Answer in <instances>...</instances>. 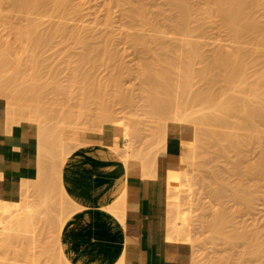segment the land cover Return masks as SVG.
Returning <instances> with one entry per match:
<instances>
[{"label":"rangeland","instance_id":"1","mask_svg":"<svg viewBox=\"0 0 264 264\" xmlns=\"http://www.w3.org/2000/svg\"><path fill=\"white\" fill-rule=\"evenodd\" d=\"M0 1H1V3H0V23L3 24L2 21L7 20L8 21L7 24L9 23L11 25L14 24V26H16V25L19 26L20 23H21L23 25V22H24L23 20L25 19L24 18L25 14L13 12L14 10L12 9V7L10 5V1L9 0H0ZM206 1H209V0H188L187 1V3L189 2L188 5H190V7H192L191 8V13L194 14L193 11H196V8H199L198 4H203L204 7L200 6V7L203 8V9L200 8V10H202L203 13L201 11H200V13L202 15L204 13H208L209 14L210 11L207 9L208 7H206L205 4L210 3L211 0L204 4V2H206ZM201 2H203V3H201ZM245 2H246V0H245ZM248 2H249V0H248ZM251 2L253 4L254 1L250 0L249 4H251ZM68 4H69L68 5L69 6V11H68L69 14L66 15V16H61L60 14H58L59 12L58 13L54 12L52 14L48 13L49 16H44L43 14H37V13H31V14H26V15H28L32 19H35V22H38L39 26L41 25V23H43L41 25V27H40L41 29H43L45 26L47 28H49V26H51V25L55 26V24H57V25L59 24V26L62 25L65 28L66 32H68L69 30L71 31L72 29H75V28H80L81 29V27H82V29L80 30L81 33L84 32V34L82 35L84 38H82V39H85V40L87 39L86 43H87V41H89L87 44H89L90 47H93V48L94 47H96V48L106 47L107 50L109 49V54H107V55L105 54V56H104L103 52H99V57L96 56L98 58V60L99 59L103 60L102 57L105 58L106 56H108L105 59V61L107 59H108L107 60L108 62L110 61L109 65L106 66L107 68H105V65H103L104 68H103V66H98L97 68H95V70L94 69H91V70L94 71V75L97 77V80H99V82L102 83V82H105V79H107L106 77L110 73H112L114 71L113 69L115 67L118 68L117 66H119L120 70H121L120 73L122 75V76L119 75V76H121V77H119V79L120 78L121 79H120V82H118L120 84V86H121V92L125 96H127V97L129 96V98H131L133 100V104L131 106H124L122 104H119L117 102V100L114 97H112L113 94H114L112 91H114V89L113 88H109L107 96L110 97V100H112V102L115 99L114 102L111 103L112 105H110L111 106L110 108H111V111H112V118H114L113 119L114 120V124H105L104 126H100L99 125L100 123L97 124L98 121L96 123H94L93 122L94 120H92V118L98 112V110L95 108V106H90L89 107L90 108V112L88 113L90 116H93L92 118H90L92 120V122L94 123V124L92 123L93 128H92V126H89L87 128V125H91L90 121H88L89 124L86 123V122L85 123L83 122L84 124H87L86 127H85L86 129L84 131L81 130V129L84 128L85 125L83 124L84 125L83 126L80 122L79 123L81 125L78 124V121H77V123L75 121L74 122L70 121V123L67 124L68 121L64 122L63 118L68 114L70 109L74 110L75 112H77L79 110V108H78L79 106L77 104V101H75L76 97H75V100H74V98H73V100L71 98L72 101L69 100V101L61 102L62 104L65 105V107H64V105L62 106L60 102H59V104L56 103L57 100H58L57 99V95L61 96V93L64 95L63 92L60 93V91L58 89L60 86L58 85V83H57V85L59 87L57 85H55L56 84V78L60 79L61 81L64 82V79L65 78L67 79V76H70L69 74H71L70 73L71 71L69 70L70 67L68 66L69 64L67 63L68 56L66 57V56L63 55V54H65L64 50L67 49V48H65L64 39L60 36V34H59V36L57 35L58 37L56 36V38L50 44H48L47 46H45L43 48L44 52L41 53V56H40L41 58L39 57V60H37V62H38V64H39V62L41 64L40 60H43L42 61V65H40V68H42V69L39 68L38 72H39V70H43L41 72L44 75V77H43L44 80L42 79L43 82L39 81V83H40V86H42L41 88H44V86H45V89L47 88L48 91H50V92H51V90H55L52 93H55L56 96L54 95V98L53 97L52 98H53V100L54 99L55 100L57 99V100L56 101L54 100V102H55L54 103L52 98H51V94L52 93L50 94L48 91L44 90L46 94H48V93L50 94V96H48L49 95L48 94V95H45V97L48 96V98L49 97L50 98L46 99V100L44 98L45 101L42 98L41 102H43V103L45 102V103L44 104L42 103L43 106L42 105L41 106L43 108H44V106L46 108L47 105H48L47 108L48 107H51V108L53 107L51 109V111L54 109V111H52V113H54V112H56V113H55V115L51 113L52 117H54V118H51L53 120L50 121V125H48L49 123L45 124V129L48 130V133H47V130L45 131V129L42 128V126H43L42 124H44V123H41L39 125L35 124V123L34 124L36 125V127H38L37 130L41 131V133L39 131L38 132L39 134H37V138H39L38 140H40V141L43 140V141H41V143H39V141H38V143H39L38 148L41 147V148H39L40 150H38L40 155L39 154L38 155L40 156L39 159L42 160V161L39 160L40 164H41L39 170L42 168V172L40 171L41 172L40 174L41 175L42 174L46 175V177L42 176L43 180H45V179L51 180V177H53V179L51 181L48 180L49 182H47V180H45L44 183H43V186L46 184V186H48V187L42 188L36 194L31 192V191H28V192L24 191V190L20 191V196L18 198H16L15 200H10L11 205H9V206H7L6 204L2 205L1 204L2 203L1 202L2 199L0 200V205H1L0 206V245L2 244L3 233L7 232V230L13 225L14 219H16V218L22 219V218L25 217V215L28 212H31V211L35 210L36 214H38L37 217L39 216L42 219L44 218L43 220L40 219L41 221H44L45 219L48 220L49 218H52L53 221H55L57 219H60V218L61 219L65 218V219L62 221L61 224H57L56 225V222H55V226H51L49 224V226H51V227H48V224L45 223L46 226H45L44 230H46V231H44V235L42 236L40 242H36L32 246H29L27 248V247H25L24 242L22 240H19V241H16L13 244L14 245L13 246V251H9L7 253L5 252L3 254L0 252V259L2 261L7 262L8 264H59V263L62 264L61 261L63 262V264H66L64 259H63L64 258L63 256L60 257L61 260L58 257L59 256V252H58L59 251L58 238H59L60 230H61L65 220H67L68 217L71 216L70 213H73V209H72L71 205L68 206L67 201H66L67 197L66 198L64 197L65 194L63 193L64 192L63 188H62V186L60 184V181L58 180L59 179V174H60V172H58V171L61 168L60 164H62L64 162V160L66 158V155L69 154V151L71 152V150H73V149H75L76 147L79 146L77 141L89 139L90 137H93L95 135H97L99 137L102 134L101 127L104 128V127H108V126H115V127L121 128V130L124 132V135H125V141L120 146H119V144L117 142V138H114L112 140L105 139V141H107V142L104 143L105 145H108L107 143H109V145L111 147L113 146V148L121 147V151L117 155V158H116V161L118 163L123 162L129 156V154L131 153L132 150H133V153H132L133 155H134V151L135 150L140 152V155H139V154H137L138 152L135 151L136 154L134 156L136 157V159H140V160L145 162L147 160H150L151 158H154L157 155V153L161 150V148H163V147H161L159 149L158 146H159V143L161 144L160 146L164 145V138L162 139L163 141L161 140L160 142L158 140L159 138L158 139H155V138H157L156 135L160 134L159 132H161L162 130L165 129V128H163V126H160V125H164V124H162L161 122L158 123V121H156L155 118H153V119H155V120H153L152 116L149 117L150 115H148V112L144 109V107H142L143 103L141 102L142 97H141V91H140L141 90V78H139L140 77V72L139 71H141V63L139 61H141V56L144 53L142 51V48H140L138 45H136V43H135V45H136L135 46V45H133V43L130 42L133 38H135V37H133L131 39L132 36H136V34L137 35L140 34L142 37L144 36L143 38L145 39L146 42H147V39H148V41L150 43L148 42L147 46L153 52L154 51L158 52V46H156L157 44L154 45L155 38H157V35L159 36L158 38H160V35L162 34V36H161L162 38H160V39L162 40L164 38L163 39L164 41H161L160 39H157V40H160L161 42L170 41V43L166 42L168 45L171 44L172 43L171 41H173L174 39H175L174 41H176V40L179 41V39H182V40L184 39L183 41L189 42L188 44H185L184 46L182 45L183 43H181V45L184 48H187L188 50H190V52L187 51V50H184V48L181 47V45L177 46V49L181 47L180 48L181 51H182V48H183L184 51H186V52H182L183 54H181V55L183 57H184V55H186L187 56L186 58L188 59V61L190 60L188 62V63H190L189 65H188V63H186L189 66L188 69H187L186 65L183 62H181V60H183V59H181L182 56H180V54L178 55V59H175L176 61H179V59H181L179 61V64L181 63L180 65H182V66L184 64L185 67H186V70H188L187 71V75H189V76L183 75V77H185L186 79L191 77L190 79H187V83L190 80L189 82H191V84H192V85L190 84V88H191V86H192V88L191 89L190 88H186V90L189 89L190 92H189V90H187V92L185 91V95L184 94H182V95H183V97L185 96L184 98H185L187 103L189 102V100H190V103H195L196 101L201 99L202 101H200L199 104L201 103L202 106L205 104V103L204 104L202 103L203 99H205V98L207 99V97L209 95V94H207V96H205V95L203 96L204 93H206L208 91H211V92L215 91L216 92L218 90L217 92H219V94H220L221 90L222 91L226 90V89L223 90V88H225V86H226L224 84L225 81H226V84H227V82L229 80L231 81V78L230 79L227 78V80H228L227 81L226 78H221V77H225V75L226 74L228 75L229 72H231L230 74L233 76L232 72H235V70H236L234 67H237V68L239 66H240V68L243 67V65H244L243 62H242L243 64L241 63L242 66H241V64L240 65L238 64L239 66H237L235 64V61H236L235 58L236 57H239V56H241V57L243 56V58L244 57H248V51L249 50H246L248 48H250L252 50L249 53L250 54L249 56H251L249 58H252V61H253V58L255 56H256V58H258V57L261 58L260 55L263 56V53H264V40H262V38L259 37L260 40H258L259 38L256 36L257 39H254V41L252 42L255 33L257 35L258 34L257 31L260 30V29L257 28L258 30L255 31V33L253 35V38H252V36L250 38V34L252 35L253 31L250 32V34H249L247 28L244 27V26H246V24L244 23L245 21H243V23H244L243 30L246 29L247 32H246V30H244V32H242V35L244 33H248V34H245V35H247L248 38H250V39L248 40V38H247V40H244V39H246V38H244L243 39L244 41L241 39L242 41L239 42L237 34H235V33H238V35H239L240 32H238V31L239 30L242 31L241 27L239 26V28H240L239 29L238 26H236V25H238V22H240L239 19L242 18V17L241 18H239V17L244 15V14H246L247 12L248 13L249 12L252 13V15L254 17V18H252V21H254L253 19L256 18L258 23H259V25H260V28H261L260 31L264 32V0L263 1L262 0H260V1L255 0L254 4L257 5V6H255L254 9H253L252 6L249 5V7H252V9H250L249 7L246 6V4L248 5V3H246V4L244 3V7L246 8V10L250 9V11H248V10L246 11L245 8L242 7L244 9V10L243 9L242 10L244 12H246V13H244L242 10L239 9L241 11V13L242 12L244 13L242 15L239 13V11H237L235 9L234 11H237L240 14V16L236 17L238 14L237 15L235 14V16H232V18L234 17L236 20H237V18H239L238 19L239 21H236L234 18L233 19L231 18L230 15H232V11H231V13L229 15L230 17H229L228 13L230 11L226 8L228 10L227 11V15H226V9L223 10L224 8L222 9V7H221V12L224 13V11H225V15L227 17L231 18L230 21H229V18H227L226 16L223 15L224 19L226 18V21H228V22H225V24L231 22L232 25H233V23L236 24V22H237V24L235 26L233 25V27H237L238 30H236L237 28H234V29L231 28L233 31H230V32H234L236 37L233 35V33H230L228 31V29L231 30L230 28H227L229 26L232 27L231 23H229L228 26L227 25L224 26L222 24L224 22H223V20L221 22V20L219 19L220 18V15H219L220 13L217 12V14L219 15V17H218L217 14L215 15L211 11L212 15L214 14V16H217L218 18H215V17H211L210 18L209 16L211 14H209V15L207 14L208 17H206V18H208V19L205 18L206 14L203 15L204 17L200 14V16H202L201 18L206 19V21H202L201 20L203 23L202 22L199 23V21H200L199 19L200 18L197 19L196 15H195L196 12H198V10L195 12L194 15H192L189 12L190 8H189L188 5H187V7H188L187 11L189 10L188 12L190 13V16H188L189 14H187L188 19H189V17L191 18V15H192L193 17H192L191 20L193 21V18H194V21L191 22L190 19H189L190 23L188 21H187L188 23L186 21H184V23L186 22L188 24V27H190V29H189L190 32L188 31L187 28H185L186 31H182L180 33V31H181L180 27H182L181 25L184 24V23L183 24H179L181 22L179 19H181L182 16L179 14L181 17H179L178 19L173 21L175 19L174 17L177 18V16H179V15L176 16V14L179 13V12L176 11V8H173V9H175V10H173L170 6H168V4L166 3L165 0H130L129 4H131V5L132 4H134V5H137V4L139 5L140 4V5L144 6V8H146V12L148 13L147 16H149L148 19L151 20L152 23H154L155 28H152L150 30L146 29V30H142V31H141L139 26L136 27V28L134 27L133 29H131V27L133 25L132 24L133 22L129 18L131 14L129 13V8L128 7H130V6L128 4L126 5L125 3H122V0H69ZM254 4H253V6H254ZM211 6H212V4H211ZM214 8H215V11H219L220 12V10H216L218 7H214ZM170 9H172V10H170ZM178 9H180V8H178ZM182 9L183 8H181V11H182ZM218 9H220V8H218ZM212 10H213V8H212ZM126 11H128V13L130 15L128 13H126ZM169 11H172V14H171V12L169 13ZM173 11H174V13H173ZM184 11H182L183 14L187 13L186 11L185 12ZM182 12H180V13H182ZM213 12H214V10H213ZM251 13H249L250 16H248V14H246L247 17L251 18ZM125 14H127V15H125ZM172 15H175V16L173 17ZM198 15H199V13H198ZM221 15H222V13H221ZM245 16H244V18H245ZM169 18H170V20L172 18H174V19L170 21ZM195 18L197 20H199L198 23L195 21L196 20ZM222 18L223 17H221V19ZM182 19H184V17ZM185 20H186V18H185ZM242 20H243V18H242ZM247 20H248L247 23L251 24L252 21H250L249 18H247ZM5 22L6 21H4V23ZM182 22H183V20H182ZM241 22H240L239 25H242ZM174 24H175V26H174ZM185 24H184V27L187 25V24L186 25ZM253 24H255V23H252V26H253ZM178 25L180 26L179 27L180 31L176 29V26H178ZM255 26H257V24ZM254 27H252V28H254ZM249 28H251V27H248V29ZM84 29H85V31H84ZM231 34H232V36H231ZM263 34L264 33H262V35L261 34H259V35L263 36ZM5 35H4V37L8 38L9 34H7L6 36ZM140 35L137 36V37H140ZM240 36H241V34H240ZM242 37L243 36H241V38ZM152 39H153V41H152ZM133 40H135V39H133ZM236 40H237V42H236ZM250 40H251V42H249ZM151 41L153 42V44H152ZM160 41H157V42H160ZM132 42H134V41H132ZM180 42H178V44H180ZM255 43L259 44V45L260 44H263V45L262 46H258V45L255 46L256 45ZM11 44L15 48H17V46H18L16 44H13L12 41H11ZM175 44H177V41H176ZM175 44H173V45L175 46ZM195 45H196V47L201 49L199 51H201V53L204 54L205 59L206 58L209 59L210 56L213 55V53L215 55V56L213 55L214 58L215 57L217 58V56L219 58V55H221L223 53L221 55L222 56L221 59L217 58V62L218 63L211 56V58L213 59L212 62H215L214 64H216V66L218 68V69H216V67H215L216 71L213 69L215 65L212 68L213 64L211 65L209 63L211 60L209 59L210 60L209 62H208V60H206L207 64L209 63L211 65V67H209V68H211L212 71H210V69L208 71H209V73L211 72V74L213 76H210L211 74L209 75V73L206 74L205 72H207V71L204 72L203 68L205 69V66L207 65V64H204L205 66L202 67V70H203L202 72L203 73H201V74L205 73V75H209V76L208 77L207 76H202L200 74L201 77H205V78H201L200 76L198 77L197 73H199V72H197V69L201 70V69H199V65H200L199 63L200 62H197V60L194 61L195 58L192 59L191 57H192V55L194 57L196 55H197V57H199L198 56V52L199 51L197 52L198 49L196 47L195 48L193 47L195 50L196 49L197 50L196 51H192V54H191L192 48L189 49L191 46H195ZM73 47H75V46H72V44H70L69 49L73 48ZM236 47H240V49L237 48L238 50H241V49L245 48V51L244 50L243 51L244 52L247 51V53H244V52L240 51L239 53H241V55L239 54V56H238V51H237ZM80 48H82V47L79 46L76 49L73 48L71 50V52L72 51L75 52L74 54L72 52V57L75 56V55L76 56L79 55V53L81 52ZM218 48L222 51L221 53H220V50L217 51L219 54H217L216 51H215ZM17 49H19V47ZM17 49H16V51H18ZM172 49H173V46H172ZM172 49H170V50H172ZM234 49H236V50H234ZM175 50L176 49L174 48L173 53H172V54H174V56H173L174 58L176 57L175 54L180 52L179 50H178V52L175 51ZM223 50L228 51L227 53L229 55H231V56L232 55L234 56V54L237 55V56H234L235 58H233V59H235V61L232 59L233 56L232 57L230 56L231 60H229L230 62L228 61V63H230V65H226V64L224 65V66H227V67H231L230 69H232V70H233V68L235 69L233 71H230V69H226L225 68L226 69V71H225L226 74L225 75L223 74V71L225 70V69L223 70V67L221 69L222 72L219 70V67H220L219 63L221 62V64H222L221 60L222 59L225 60V58H223V57H224V54H226V52L225 51L223 52ZM232 50H234V51H232ZM229 51L233 52V53L236 51L237 53L230 54ZM193 53H196V54H193ZM199 55H201V54L199 53ZM202 55H201V61L203 60L202 59V57H203ZM44 56H45V59H43ZM76 56H75V58H76ZM225 56H226V58H228L227 55H225ZM170 58H171V55H170ZM186 58H185V61H187ZM249 58H247V59H249ZM260 58H259V60L256 59L258 62L255 59H254L253 62L251 60H248V61H251L252 63H254L256 61L254 64L255 65L256 64L259 65V67H257V65L254 66V65L251 64V62H248V64L249 65L251 64V66H252V67L251 66L250 67L254 69V70L251 69L249 67V65L247 64L250 69L246 70V72L248 71L249 74L244 72L246 64L244 65L245 67H243L244 70L241 68L243 70V72L241 71L240 68L237 69L238 70L237 72L241 71L243 73V74L242 73L241 74L237 73L238 77L241 76L242 79H244L243 77H245V80H242L241 77H240V79L242 80V83L240 82L241 80H238V82L235 84L234 88L232 87L233 85H230V84L236 82L235 81L236 78H235V80L231 81L232 83L230 81H229L230 83L228 82L229 85L232 87V90L235 89L236 91H232L231 87H229V85H227L230 88L231 91L228 90L229 89L228 87H226V88H228L227 91H229V92L224 93L225 92L224 91L223 93L225 95L223 94L222 97H220L218 95V93H216L221 99L225 96V98L228 97L229 100H230V101H228L226 103V105H224V107L220 106L219 109L220 108H226V106H228V108L231 109V107L235 108L236 105H239L235 109L236 110L240 109L241 112L239 110H237L239 112H237L235 110L237 112V114L235 113L234 108L232 110H233V112L235 114L232 113V110L228 111V108H226V113H227V111H228V113L231 112L232 114H234V116L237 117V118L234 117V121L235 122L234 121L233 122L235 124L233 122L229 123L230 120H228V119H229V117H231V115H232L231 113L229 114L228 119H226L227 117L226 118L225 117L224 118L223 117H219V118H222V119H224L226 121L228 120V124H232L233 123L235 125V127L239 124V126H237L235 131L236 132L239 131L240 134H242L244 132L245 133V135H243L244 137L245 136L246 137L249 136V137L245 138V140L242 137V135H240V134L239 135L238 134L234 135L236 132H232V131H234L233 128H232V127H234L233 124L225 126V123L227 124L226 121H224L222 119H219L215 123L214 120L211 119L210 120L211 125H212V123H214V127H211V125L209 124L210 122L208 121V118H206V120H204V118L207 117L206 115H208V112L209 111L212 112L211 111V106L212 105H210L208 103V101L210 100L212 95L209 96V100H207V101H205L206 99L204 100V102H206V105H204V107L207 106L206 107V108H208L207 110L200 109L199 107L201 105L199 106L198 102H197V106L198 107L195 106V104H191V107H193L192 105H194L195 107L199 108L201 110L199 113H198L199 109H197V108H196L197 110L195 109L196 113L193 112L194 108L192 109L190 107L189 103H188L189 106H187L186 109H184V110L188 111V115L187 116H188V118L190 117V120L193 119V117H191L193 115L195 116L194 118H197V119L201 115H203L198 120L196 119L197 121L194 123L195 126L192 123L187 121L188 119H186L187 116L185 115V118H183L184 119L183 122H186L185 124H187V123L191 124V126H193L194 129L196 128L197 132L200 129H202V130L204 129L205 130L204 132H206V130L212 129L211 131L213 132V129H214L213 133H215V136H214L212 132L207 131L206 133L210 132L208 134V136H207L206 133H205L206 137H203L204 134H202V136L200 134V136L202 137L200 139V138H198L199 136H197V135H199V132H198V134L196 132V135H195L196 139H194L196 141H194L195 144L193 143V153H192V158H191V161H190L189 179L182 178V181L180 179V182H181L180 183V191L175 193V195H174L175 198L169 197L171 199V201L173 200V202L170 201L169 204H168L167 218L172 217L173 215H175V214L171 213L169 211V209L170 208H172V209L176 208V211L179 209V213L180 214L178 212H176L175 216H177V213H178L179 216H177V217H178V219L179 218L180 219H179V222H178L179 224L177 225L176 231H175V229H173L175 231L174 232V231L171 230V228H169L170 231H172L173 233L170 232V231H168V232L173 236V237L171 236L172 242L174 240L178 241V242H181V241H179L177 239V235H176L178 233L177 229H180L179 231L182 232L180 234L183 235L184 238L185 237L188 238L187 241H186V238H185L186 242H183V243H186V244L190 243L189 244L190 247H191L190 264H264V178H262L261 180L257 181L256 180L257 178L255 177V175H258V173L262 172L260 167H263L262 165L264 164V126L260 122L261 118H257V119L260 120V121L258 120L260 126L258 125V123L256 121L257 120L256 117L254 118V116H256V114H254V116H253L254 120H252V121L255 122V124L251 125V123H254L252 121H250V122L248 121V123H250V125L247 122L245 124L242 123L244 121L249 120V119H246L247 118L246 115H243V113H244L243 110L245 109L244 108V104L242 105L239 102L235 103V102L239 101V100H236L237 99L236 96H238L242 91H244V88H246L247 90L245 89L246 91L242 92L243 95H244V98L242 97L243 99L240 100L241 102H244L245 100L247 101V102L246 101L244 102L245 105H247L246 106L247 109H245V110H249L250 111V109H252L251 111H254V109L256 107H258L259 104L261 106V109H262V105L264 106V93H263L264 89H262V88H264V86H262V85H264L263 84V82H264L263 81V79H264V73H263L264 72V67L262 68V66L260 64H258V63L261 62V60L263 62L264 57L262 59H260ZM72 59H74V57ZM199 59H200V57H199ZM172 60H173V58H172ZM172 60H170V61H172ZM219 60H220V62H219ZM241 60H242V58H240V61ZM176 61H175V64L178 63ZM65 63H67V65ZM87 63H89V65H90V62H87ZM87 63L85 62V65H83L84 70L82 69V72H84L85 69L89 70V68L91 67V65L89 67ZM203 63L204 62H202V64ZM225 63H226V60H225ZM60 64L61 65L63 64V65L61 66ZM175 64L173 65V62H172L171 65L175 66ZM179 64H178V66L176 65L178 67V69L181 68V66ZM262 64L264 66V63H262ZM49 65H51L50 69L48 67ZM190 65H192L191 68L194 67V69H192L193 72H192V70L190 71ZM210 65H208V66H210ZM44 66L45 67L47 66L46 67L47 69L44 68ZM208 66H206V68ZM222 66H223V64H222ZM55 67H57L56 68L57 70H55ZM185 67L184 68L182 67L183 70H185ZM254 67H257V68H254ZM59 68H61V69H59ZM172 68L173 67H171V70H172ZM52 69H54V70H52ZM178 69L176 70V74H177ZM239 69H240V71H239ZM257 69L259 71L258 72L256 71V74H254L255 73L254 71L257 70ZM91 70H89V71H91ZM116 70L117 69H115V71ZM120 70H117V72L120 71ZM174 70L172 71V74H173V72H175ZM183 70L182 69L180 70L181 74H183ZM186 70H185V72H186ZM213 70L215 72L218 71V73L220 71L224 76L220 73V77H219L218 73L217 74L215 72L212 73ZM115 71H114V73H115ZM45 73H46V75H45ZM53 73H55V74H53ZM178 73H179V71H178ZM190 73H193L195 76L194 75L191 76ZM244 73L247 76H245ZM176 74H173V75H176ZM184 74H186V73H184ZM52 75H56L57 76V77L55 76L56 78L54 79L55 84H53L51 82V78H49V77H53ZM214 75L218 76V77L216 78V77H214ZM45 76H48V77H45ZM180 76H182V75L179 74L178 77H177V75H176V77L173 76L172 80H174L173 78H176L177 80L179 79V80H181L180 81L181 83H176V81H177L176 79H175L174 82L176 84H182V80H184V78L181 77V78H183V79H181ZM228 76H230V75H228ZM260 76H261V78H260ZM206 77H207V80L205 82H207V81L208 82L209 81L212 82L211 81L212 79H213V82H215V80H219L221 78L222 80H220V81H223L224 83L223 82H219L220 86H216L218 84H215L214 85L215 87H212L213 86L212 85L211 86L212 88H210V84L209 83H206V84L204 83V80L206 79ZM210 77H211V79H210ZM23 78L24 77L19 78V82L21 81L20 84H23L22 83V79ZM45 78L47 80L50 79L48 81L50 83H52L54 86H56L57 88L56 87L54 88L53 86H52L53 87L52 88L51 84L47 85L48 87L50 86L49 88L46 87V84L48 83V81H47L46 84L43 85V83L46 82ZM200 78H201V80H203L204 84L201 83V80H199ZM101 80H102V82H101ZM257 80H258V82L260 81V83H258ZM25 81H26V79H25ZM243 81H245L247 83H245ZM261 82H262V84H261ZM221 83H223L224 85L221 84ZM24 84H25V82H24ZM28 84H26V85H28ZM200 84L202 86L204 85L205 87H206V85L209 84V86H208L209 88L208 89L207 88L205 89V87H204V89L206 91L202 90L204 92L203 94H201L202 93L201 89H200V91H198V89L202 87ZM253 84H254V86H253ZM256 84L258 86H256ZM184 85L189 87V85H187L186 83ZM236 85L237 86L242 85V90H240L241 86L237 87ZM20 86L19 87L22 88L24 85H20ZM243 86H245V87H243ZM251 86H252V88H251ZM178 87L179 86H177V85L174 86V88H176V89H178ZM180 87H181L180 88L181 90H183L185 88V86H183L184 88H182V85ZM216 87H219V88L222 87V88H221V90H219ZM73 88L72 89L69 88V89L73 90ZM258 88H260V89L257 90ZM57 89H58L60 94L56 91ZM76 89L74 88V90H76ZM214 89H216V90H214ZM67 91H69V90H67ZM76 91L78 92L79 90L77 89ZM76 91H75V93H77ZM238 91H239V94H238ZM69 92H66V94L67 93L69 94ZM178 92H179V96L181 97L182 95H181L180 91H178ZM211 92H210V94H211ZM73 93H70L69 97L67 96L68 94L66 95L67 97L65 95L64 96L68 99V98H70V96H73ZM182 93H184V92H182ZM193 93L196 94V95H198V93H200V94L198 96L195 95L194 98H196V99H194V98L191 99V97L189 99H186V98L189 97V94H190V96H192L191 94H193ZM212 94H214V93H212ZM216 94H214V95H216ZM221 94H222V92H221ZM255 94H257V96L255 98H259V100H260L261 97L263 98V100L261 98L260 102L257 101L258 106L254 105L256 103V100L253 98V96ZM201 95H202V98L203 97H205V98L202 99ZM230 96H231V98H230ZM246 96L247 97L250 96V98L249 97L246 98ZM65 97H58V98H60L61 100L63 98V100H64ZM198 97H199V99H197ZM232 97H233V99H232ZM111 98H113V99H111ZM218 98L216 96L215 99H217V100H215V101H218L219 100ZM248 99H250V100H248ZM0 100L3 101L5 106H6L5 100L4 99H0ZM231 100L232 101L234 100V104L235 105H233V102ZM51 101L54 104H52ZM215 101H214V99L212 101L210 100L211 104H213V107L215 106ZM254 101H255V103H254ZM41 102H39V103L41 104ZM67 102H69L70 105ZM230 102H232L231 103L232 105L230 104ZM66 103L68 104V106H67ZM183 103L184 102H182V104ZM184 104L182 105V106H184L183 108H185V106L187 105V104L186 105H184ZM248 104L251 107L248 106ZM241 105H242L243 108L240 107ZM60 107H62V108L64 107V109H65V110L63 109V114L65 115L64 117H62V115H63L62 113H59V112H62L61 111L62 108H60ZM248 107H250V108H248ZM259 108H257V109H259ZM261 109H259V110H261ZM263 110H261L262 114H264ZM47 111L51 112L50 110H47ZM255 111H256V109H255ZM261 111H259L260 112L259 114H260V117H263L261 115ZM210 112H209V115L211 114ZM186 113L187 112H185V113L183 112V115L186 114ZM219 113H220V110H219ZM253 113H255V112H253ZM215 114H217V113H215ZM189 115H191V116H189ZM257 116H259V115H257ZM232 117H233V115H232ZM169 118L172 121L169 120V121H163V122H166V123L167 122L168 123H177V121L175 122L173 119H171V117H169ZM238 118H239V120H238L239 123L237 122V120H235V119H238ZM240 118H241V120L244 119V121H241ZM185 119H186V121H185ZM11 120L18 121V118L14 117V118H11ZM61 120H62V122H61ZM231 120H233V119H231ZM262 120H263V118H262ZM203 121H205V122L207 121L206 125L207 124L210 125L209 129H208L209 125L205 126ZM220 121H224V122H221L223 124V126L221 125ZM262 122L264 123V121H262ZM62 123H63V125H62ZM202 123L204 125H201ZM75 124H78V126L80 125L81 129L79 131H78V129H79L78 126L77 125L75 126ZM240 124L243 127H241ZM46 125H48L49 127H47ZM254 125H257L256 128H254L255 127ZM261 125L263 126L262 128H260ZM71 126H74L73 128H78L77 131L71 130ZM95 126L96 127L98 126V127L96 128ZM197 126H200V128L198 130H197ZM248 126H249V128L252 127V129H251L252 132L250 131ZM238 127H240L241 129L238 128ZM257 127H258V130H255V129H257ZM94 128H96V129H94ZM98 128H100V130H101V131H99L100 135L98 133ZM60 129H61V132H62L61 133V137L64 140L63 141L64 144L59 141L60 140ZM247 129L249 131H247ZM42 130H44V131H42ZM93 130H95V131H93ZM156 130L157 131L159 130L158 133H156ZM216 130L218 131V134H221L222 139L223 140L226 139V141L220 140L219 137H218L219 139L217 138V140H216V136H218V134L216 133L217 132ZM242 130H243V132H242ZM226 131H227V133H226ZM43 133L44 134L47 133L46 135L48 137L46 136L47 137L46 139L45 138L41 139V138L45 137V135H41ZM72 133L76 134L77 140H75L74 137L71 138L70 134H72ZM135 133H137L136 136H135ZM232 133H234L233 134L234 136L232 135ZM177 134L178 133H176L175 135L177 136ZM210 134H212L215 138H213V136L210 135ZM226 134H228V139H227V137L225 138ZM39 135H41V136L39 137ZM160 135H162V134H160ZM209 135L212 136V139H211V137ZM163 136H164V134L162 135V137ZM231 139H233L234 141L238 140L239 143L241 142L240 143L241 146H243V145L244 146L242 148L240 146L238 147L237 145L239 143L236 141V144L238 143L236 145L237 146V148H236V146L234 145V141L233 140L231 141ZM204 140L206 141L205 142V146L202 145L204 143ZM218 140L222 141L225 145L222 142L218 141ZM154 141H155V144H154ZM157 141H158V143H157ZM212 141H214V142L218 141L219 145L215 146L214 144H217V143H214ZM230 141H231V143H230ZM242 141H243V143H242ZM209 142L210 143L212 142L210 144L211 146H208ZM43 143H44V145H42ZM244 143H246V144H244ZM157 144H158V146H157ZM199 144H201L200 145L201 147L199 146ZM206 146H207V149L209 147H211L210 149H208L209 151L207 149H205ZM212 146H213L214 150L212 149ZM225 146H227L226 148H224L225 151L224 150H220V149H223V147H225ZM54 147H55V149H54ZM154 147H156V149H158V150L156 151V149ZM234 148H236V149L234 150ZM240 148H241V150H240ZM101 149L102 148H100L99 150H101ZM62 150H63V152H62ZM66 150L67 151L69 150V151L66 152ZM198 150L200 152H201V150H202V152L206 151V153L208 155L207 154L205 155V153H202V152L200 153ZM219 150L221 152L223 151L224 153L223 152L221 153ZM236 150H238V151H236ZM141 151H142L143 154H141ZM194 151H196V153L198 152V154L196 156H195ZM240 151L242 152V155L244 156V158H242V159H241L242 155H239L241 153H236V152H240ZM225 152H226L227 155L225 154ZM47 153H49V154H47ZM154 153H156V154H154ZM220 154H222V155H220ZM193 155L195 156L194 158H193ZM47 156L49 158H47ZM134 156L131 155L129 159L135 158ZM57 157L59 159H57ZM48 159L52 160V161L50 160L52 162V164H51V162H47ZM62 159H63V161H62ZM53 160L55 161L54 162L55 164L53 163ZM236 160L237 161L239 160L237 162V166L239 165V163L241 164V165H239L240 166V174L241 175L237 174V170L239 171V169H238L239 166L237 168H235ZM43 163L45 164L44 166L47 168V169H45L46 172H48L49 169L50 170L53 169L54 171L53 170L52 171L49 170L50 172H48V174H46V172L43 173V171H44V166L42 165ZM48 163H49V165H47ZM256 166H257V168H256ZM258 166L260 168V172H259ZM242 167H244L245 169H248V168L253 169L255 174L253 173L252 176H254V177H252L251 174L248 173L249 169L245 170ZM233 168H235V169H233ZM243 170L246 171L244 173L245 175H246V173H248L247 177H245V176L243 177V174H242L244 172ZM53 173H54V175H52ZM263 173H264V171H263ZM50 174L52 176H50ZM48 175H49V178H47ZM215 175H216L217 178H215ZM46 182L48 183V185H47ZM49 184H51V185H49ZM59 184H60V186H59ZM221 185L225 186V188L224 187L222 188L223 195L220 196L222 193L220 192V190H218L219 189L218 188L217 189L218 190L217 193H219V194H215L217 196V198H215L216 196H214V193H215L214 190H216L215 189L216 187H219V186L221 187ZM50 186H51V188H49ZM43 189H46V190L50 189V190L46 191V190H43ZM59 189H61V190H59ZM42 190H43V192H42ZM236 192H238V193H236ZM246 192L248 194H246ZM243 193H245V194H243ZM235 194H237V195H235ZM244 196H246V197H244ZM123 197L124 196L121 197V201L124 204V199L125 198L123 199ZM238 197H240V198H238ZM235 198H236V200H235ZM238 200H240L241 202L238 201ZM64 203H65V205L63 206ZM172 203H173V205H172ZM60 209L63 211V213H62L63 215L61 214L62 211ZM69 209H72V211H69ZM36 210H38V211H36ZM44 214H46V215L44 216ZM65 214H66V216H65ZM220 214L221 215L223 214L224 217L221 216ZM46 216H47V218H45ZM214 216L217 217V218L220 216L221 219L223 218V221L225 220V222H226L225 225L221 226L222 230L221 229L220 230H218V229L215 230V228L211 226L210 223L217 219ZM49 220L52 221L51 219H49ZM41 223L42 222H40V224H38L37 227H40L42 225ZM173 234L176 235V236H174ZM174 237H175V239H174ZM230 237H232V238H230ZM233 237H235V238H233ZM226 238H227V240H226ZM238 238H239V240H238ZM56 240H57V242H56ZM60 251H61V248H60ZM61 253H62V251L60 252V254ZM61 255H63V254H61ZM57 257H58V259H57ZM52 259L53 260L55 259V260L52 261ZM59 260H60V262H59Z\"/></svg>","mask_w":264,"mask_h":264},{"label":"bare ground","instance_id":"2","mask_svg":"<svg viewBox=\"0 0 264 264\" xmlns=\"http://www.w3.org/2000/svg\"><path fill=\"white\" fill-rule=\"evenodd\" d=\"M10 1V5H11V7H12V9L14 10L13 12H17V13H23V14H25L24 16V22H23V25L20 23V25L18 26V25H16V26H14V24L13 25H11V24H7V20H4V21H6L5 23H4V21H2L3 22V24L2 23H0V99H4L5 100V102H6V110H7V114H8V116L10 117V118H14V117H17L18 118V121H16V122H19V121H27V122H32V123H35V124H41V123H44V124H42L43 126H42V128H44L45 129V124H47V123H49L48 125H50V121H52L53 119H51V118H54V117H52V114H54L55 115V113L56 112H54V113H52V111H54V109L51 111V109L53 108H51V107H48L47 108V106H46V108H45V106H44V108L42 107L43 106V104L45 103H43V102H41L42 100V98H43V100H44V98H45V100L46 99H49L48 98V96H50V94L52 93V92H54L55 90H51V92L50 91H48V89L46 88L45 89V86H44V88H41L42 86H40V83H39V81H41V82H43L42 81V79L44 80V75L42 74V72L41 71H43V70H39V72H38V69L40 68V65H42V61L43 60H40L41 61V64H40V62H39V64H38V62H37V60H39V57L41 56V53H43L44 51H43V48L45 47V46H47L48 44H50L55 38H56V36L58 35L59 36V34H60V36L64 39V43H65V48H67V49H65L64 50V52H65V54H63L64 56H68V61H67V63L69 64L68 66L70 67V73L71 74H69L70 76H67V79L65 78L64 79V82L63 81H61L60 79H57L56 77V75H52L53 77H49V78H51V82L53 83V84H55V82H54V79L56 78V84L55 85H57V83H58V85L60 86H58L59 88V91H60V93L61 92H63L64 93V95L66 96L67 94H66V92H69V94L70 93H73V96H70V98H66L67 96L69 97V94L65 97L62 93H61V96L59 95H57V99L59 100L60 98H58V97H65L64 98V100H63V98H62V100L60 101H58L57 99V102L56 103H58L59 104V102L61 103V102H65V101H69V100H71V98H72V100H73V98H74V100H75V97H76V100L75 101H77V104H78V108H79V110L77 111V112H75L74 110H71L70 109V111L68 112V114L65 116L64 114H63V109H64V107H65V105L64 104H62L61 103V105L63 106L64 105V107L62 108V107H60V108H62V112H59V113H62L61 115H62V117H64L63 118V121L65 122V121H68V123L67 124H69L70 123V121H75L76 123H77V121H78V124H84L85 122L86 123H88V121H90V124L91 125H87V124H84L83 126H84V128H80V125L78 126V124H75V126L77 125L78 126V128H73L74 126H71V130H74V131H77V129H78V131L81 129V130H85L86 128V125H87V128L89 127V126H92V123L94 122V123H96L97 121V124L98 123H100L99 125L100 126H104L105 124H114V118H112V111H111V106L110 105H112L111 103H113L114 102V100L116 99L117 100V102L119 103V104H122V105H124V106H131L132 104H133V100L131 99V98H129V96L127 97V96H125L122 92H121V86H120V84L118 83V82H120V79H119V77H121L122 75H121V70H120V67L119 66H117L118 68H114L113 70L115 71V69H117V70H120V71H118L117 72V70L115 71V73H114V71L112 72V73H110L106 78L107 79H105V82H102V80H101V82L102 83H100L99 82V80H97V77L94 75V71L93 70H91V69H94L95 70V68H97L98 66H103V65H105V68H107L106 66H108L109 65V63H110V61L108 62L107 60L105 61V59H106V57H108V56H106L105 58H103L102 57V59L103 60H98V58L97 57H99V52H103L102 54L105 56V54L107 55V54H109V49L107 50L106 49V47H102V48H96V47H90L89 46V44H87L89 41H87V43H86V40L85 39H82V38H84L82 35L84 34V32H82L81 33V29H82V27H81V29L80 28H75V29H72L71 31L69 30L68 32H66V30H65V28L62 26V25H60L59 26V24L57 25V24H55V26H49V28H47L46 26V28L44 29H41L40 27H41V25L43 24V23H41V25L39 26V24H38V22H35V19H32V18H30L28 15H26V14H31V13H37V14H43L44 16H49L48 15V13L49 14H52V13H58V14H60L61 16H66V15H68L69 13H68V11H69V4H68V2H69V0H9ZM166 1V3L168 4V6H170L172 9L173 8H176V11L177 12H179V13H177L176 14V16L177 15H179V16H177V18L176 17H174L175 15H172L174 18H172L171 20H173V21H175L176 19H178L179 17H181V19H179L181 22L179 23L178 21V23L179 24H183L184 23V21H188L189 22V19H190V21L191 22H193L194 21V18H193V21L191 20L192 19V15H194L195 14V12L198 10V12H196V18L198 19V18H200L199 20H197L196 18V22L198 23V21H199V23L200 22H202V21H206V19H208V18H206V17H208L207 16V14L208 13H204V14H206L205 15V18L206 19H204V18H201L203 15L200 13V11L203 13V11L202 10H200V8L201 9H203L202 7H204L203 6V4H198V7L199 8H196V11H193V13L194 14H192L191 13V8L192 7H190V5H188L189 4V2L187 3V1L188 0H165ZM210 1V0H209ZM209 1H206V2H204V4L205 3H207V2H209ZM252 1H254L253 2V4L255 3V0H252ZM258 1H260V0H258ZM263 1V0H262ZM129 2H130V0H122V3H125L126 5L128 4L130 7H128L129 8V13L131 14H129L128 13V11H126V13H128L129 15H130V20L133 22H131L133 25H132V27H131V29H133L134 27L136 28V27H140V29H141V31L142 30H150V29H152V28H155V26H154V23H152L151 22V20H149L148 18H149V16H147V12H146V8H144V6H142V5H134V4H129ZM212 2V3H211ZM0 3H1V1H0ZM201 3H203V2H201ZM212 4V6H211V4ZM210 3H207V4H205V6L206 7H208L207 9L210 11H208L209 12V14H211L212 15V13H214L215 15L217 14V12L218 13H220L219 15H220V20H221V22H222V20H223V22L224 23H222L224 26L225 25H229V23H231V22H229V23H227V24H225V22H228V21H226V18L224 19V16H226L227 15V11L229 10L230 12L228 13V16L230 15V13H231V11H232V15H230L231 16V18H232V16H235V14L237 15L236 17H239L240 16V14L242 15V14H244V13H246V12H244L243 10V8H245L244 7V3L246 4V3H248V5L246 4V6L247 7H249V5L250 6H252L253 7V9H254V7L255 6H257V5H255L254 4V6H253V4H252V2H251V4H249L250 3V0H249V2H248V0H246V2H245V0H211L210 1ZM214 3V4H213ZM136 4V3H135ZM134 5V6H133ZM187 5L189 6V12L192 14L191 15V18L189 17V19H188V16H190V13L187 11V9H188V7H187ZM209 5V6H208ZM215 5V6H214ZM200 6H202V7H200ZM218 7V8H220V9H216V10H220V12L219 11H215V8L214 7ZM186 9H185V8ZM213 8V10H214V12H213V10H212V8ZM221 7H222V9L223 10H225L226 8L228 9H226V15H225V11H224V13L223 12H221ZM243 7V8H242ZM252 7H249L250 9H252ZM178 8H180V9H178ZM181 8H183L187 13H184L183 14V12L182 11H184L183 9H182V11H181ZM195 8V7H194ZM193 8V9H194ZM211 8V9H210ZM172 9H170V10H172ZM178 9V10H177ZM232 9V10H231ZM237 10V11H239V13L237 12V11H234V10ZM242 10L243 12L241 13V11L240 10ZM250 9L248 10V11H250ZM173 10H175V9H173ZM180 10V11H179ZM195 10V9H194ZM245 10H246V8H245ZM246 10V11H247ZM160 11V10H159ZM175 11V12H176ZM184 11V12H185ZM211 11H212V13H211ZM234 11V12H233ZM167 12V11H166ZM171 12V14H172V11H169V13ZM180 12H182V13H180ZM207 12V11H206ZM74 13V12H73ZM159 13V12H158ZM163 13V12H162ZM168 13V12H167ZM173 13H174V11H173ZM198 13H199V15H198ZM221 13H222V15H221ZM249 13H251V12H249ZM248 12L246 13V14H248V16H250V14H249ZM46 14V15H45ZM187 14H189L188 16H187ZM200 14L202 15V16H200ZM208 14V15H209ZM214 14L211 16H209L210 18L211 17H215V18H218L219 17V15H218V17L217 16H214ZM246 14H244V15H242V16H240L239 18H243V20H242V18L241 19H239V18H237V20L236 21H239L240 20V22H241V24L242 25H239L240 24V22H238V25H236L237 24V22H236V24L235 23H233V25L235 26H238V28H239V26L241 27V29H242V31L241 30H239L238 32H240V34H241V36H243L242 38H241V36H240V34L238 35V33H235V34H237V37H238V41L240 42V41H242L244 38H246V39H244V40H247V38H248V36L247 35H245V34H250V32H252V35L250 34V38H251V36H252V38H253V35H254V33H255V31L256 30H258V29H260L261 30V28H260V25H259V23H258V21H257V19L255 20V19H253L254 21H252V18H254L253 17V15H252V13H251V18L250 17H247V15ZM125 15H127V14H125ZM198 15V16H197ZM224 15V16H223ZM246 15V16H245ZM11 16V15H10ZM14 16V15H13ZM187 16V17H186ZM229 16V17H230ZM244 16H245V18L247 17V18H249V20L250 21H252L251 22V24L250 23H247L248 22V20H247V18L245 19L244 18ZM184 17V19H182ZM204 17V16H203ZM221 17H223L222 19H221ZM227 17V16H226ZM229 17H227V18H229ZM185 18H186V20H185ZM231 18H229V21H230V19ZM232 18V19H233ZM239 19V20H238ZM169 20H170V18H169ZM170 20V21H171ZM182 20H183V22H182ZM202 20V21H201ZM225 20V21H224ZM234 20V21H235ZM247 20V21H246ZM233 21V20H232ZM243 21H245L244 23L246 24V26H244V23H243ZM249 21V22H250ZM185 22V23H186ZM187 22V23H188ZM257 22V23H256ZM25 23V24H24ZM175 23V22H174ZM184 23V24H185ZM186 23V24H187ZM190 23V22H189ZM203 23V22H202ZM252 23H255V24H253V26H252ZM184 24L183 25H181L182 27H180L179 25L178 26H176V29L177 30H179V27H180V33L182 32V31H186V29L185 28H187L188 29V31H189V29H190V27H188V24L184 27ZM257 24V26H255ZM136 25V26H135ZM231 25H232V23H231ZM233 25H232V27L231 26H229V27H227V28H237V27H233ZM174 26H175V24H174ZM243 26L244 27H246L247 28V30H248V33H244L243 35H242V32H244V30H246V29H244L243 30ZM255 26V27H254ZM248 27H251V28H249L248 29ZM252 27H254V28H252ZM85 28V27H84ZM130 28V27H129ZM183 30H182V29ZM238 28L236 29V30H238ZM258 28V29H257ZM240 29V28H239ZM254 29V30H253ZM157 30V29H156ZM235 30V31H236ZM247 30H246V32H247ZM260 30H258L257 32H258V34L256 35V33H255V35H254V38H253V40H252V42L254 41V39H257L256 38V36L259 38H262V40H264V34H263V36H260L259 34H261L262 35V33H264V32H262V31H260ZM83 31V30H82ZM84 31H85V29H84ZM155 31V30H154ZM178 31V32H179ZM187 31V32H188ZM228 31L230 32V31H233L232 29L231 30H229L228 29ZM190 32V31H189ZM237 32V31H236ZM261 32V33H260ZM7 35V34H9L8 35V38L6 37H4V35L5 34ZM155 33V32H154ZM162 33V32H161ZM230 33H233V35L235 36V34H234V32H230ZM4 34V35H3ZM184 34V33H183ZM187 34V33H186ZM5 35V36H6ZM140 35V34H139ZM139 35H137L136 34V36H132L131 37V39L133 38V37H135V38H133V39H135V40H131L130 42L131 43H133V45H135V43H136V45H138L140 48H142V51H143V57L141 56V61H139L140 63H141V71H139L140 72V77L139 78H141V97H142V100H141V102L143 103V105H142V107H144V109L148 112V115H150L149 117H151L152 116V119L153 118H155L156 119V121H158V123L159 122H161L162 124H164V125H160V126H163V128H165L164 130H162L161 132H159L160 134H164V136L162 137V135H156L157 136V138H155V139H158L159 140V142L164 138V145H166L165 143H166V139L167 138H176L177 136L175 135L176 133H178V130H179V125L180 124H185L186 122H183L184 121V119L183 118H185V115L187 116L188 115V111H186V110H184V109H186V107L187 106H189L188 105V103L190 104V107H191V104H195V106H197V102H198V104H199V102L200 101H202L201 99L200 100H198V101H196L195 103H190V100H189V102L187 103L186 102V100H185V96L183 97V95L182 94H184L185 95V91L187 92V90H189V89H187L186 90V88H190V84H191V82H189L188 81V83H187V79H190V78H185V77H183V75H187V71L188 70H186V67H187V69H188V65L190 64V63H188L189 61H188V59L186 58L187 56L186 55H184V57L181 55V54H183L182 52H186V51H184V50H187V51H189L190 52V50H188L187 48H184L183 46L185 45V44H188L189 42H186V41H183L182 39H179V41L178 40H176L177 41V44H175L176 43V41H171L172 43L171 44H167L166 42H168V43H170V41H166V42H161V41H164L163 39L161 40L160 38H162L161 36H162V34L160 35V38H158L159 36L157 35V38H155V42H154V45L155 44H157L156 46H158V52H153L147 45V43L149 42L148 41V39H147V42L145 41V39L140 35V37H137V36H139ZM57 36V37H58ZM152 36V35H151ZM231 36H232V34H231ZM233 36V37H234ZM137 37V38H136ZM156 37V36H155ZM236 37V36H235ZM234 37V38H235ZM146 38V37H145ZM167 38V37H166ZM250 38H248V40L250 39ZM260 38L258 39V40H260ZM151 39V38H150ZM149 39V40H150ZM154 39V38H153ZM153 39H152V41H153ZM157 39H160V40H157ZM186 39V38H185ZM236 39V38H235ZM242 39V40H241ZM243 40V41H244ZM251 40L249 41V42H251ZM11 41H12V43L13 44H16V45H18L17 46V48L19 47V49H17V48H15V47H13L12 46V44H11ZM69 41V42H68ZM132 41H134V42H132ZM151 41V42H152ZM157 41H160V42H157ZM181 41V42H180ZM175 42V43H174ZM178 42H180V44H178ZM185 42V43H184ZM236 42H237V40H236ZM238 42V43H239ZM260 42V41H259ZM258 42V43H259ZM150 43V42H149ZM181 43H183L182 45H181ZM257 43V42H256ZM255 43V44H256ZM70 44H72V46H75V47H73V48H77V47H79V46H81L82 48H80V50H81V52L79 53V55L78 56H76V58H75V56H73L74 57V59H72L73 57H72V52H73V54L75 53L74 51H72L71 52V50L73 49V48H70L69 49V46H70ZM152 44H153V42H152ZM173 44H175V46L173 45ZM252 44V43H251ZM135 45V46H136ZM180 46L181 45V47H183L184 48V50H183V48H182V51H181V47L180 48H178L177 49V46ZM262 46L263 44H256L255 46ZM68 46V47H67ZM77 46V47H76ZM170 46V47H169ZM172 46H173V49H172ZM196 47V45L195 46H191L189 49H191L192 48V50H191V54H192V51H196L197 49V52L199 51V50H201L200 48H198V47H196L197 49L195 50L194 48ZM172 49V50H170V49ZM174 48L176 49L175 51H177L178 52V50L180 51L179 53H176L175 54V56L177 57H173L174 56V54H172L173 53V50H174ZM237 48H239L240 49V47H236V49ZM243 48V47H242ZM16 49L18 50V51H16ZM236 49H234V50H236ZM220 49L218 48L217 50H215L216 51V53L217 54H219L217 51H219ZM234 50H232V51H234ZM245 51V48H243V49H241V50H238L237 49V51H238V56H239V54L241 55V53H239L240 51L241 52H244ZM246 50H249L248 51V57H244L243 58V56L241 57V56H239V57H234V56H237V55H235L234 53H237L236 51L233 53V52H230V54H234V56L232 57L231 55H229L227 52L228 51H225V50H223V52L225 51L226 52V54H224V57L223 58H225V60H226V63H225V60H221L222 61V64H223V66H222V64H221V62H220V60H219V65H220V67H219V70L221 71V69H222V67H223V70L226 68V69H230L231 67H227V66H224L225 64L226 65H230V63H228V61L229 60H231V57H232V59L233 58H235L236 59V61H235V59H233L234 61H235V64L237 65V66H239L242 62L244 63V65L246 64V67L243 65V67H245V71L244 72H246V70H249L252 66H251V64L252 65H254V66H256L254 63L257 61V60H259V58L260 57H258V58H256V56L253 58V61H254V59L256 60L254 63H252L253 61H252V58H249V57H251V56H249L250 54V51H252L250 48H248V49H246ZM171 51V52H170ZM222 51L220 50V53H221ZM171 53V54H170ZM199 53L202 55L203 53H201V51H199L198 52V56L200 57V59H199V57H197V55L194 57L193 55H192V59H194V61H196L197 60V62H200L199 64L201 65H199V69H201V70H198L197 69V72H199V73H197L198 74V77L200 76V74L201 73H203L202 71L204 70V72L205 71H207V72H205L206 74L207 73H209V69H210V71H212V69L211 68H209V67H211V65H212V68H213V66H214V70L216 71V69H218L217 68V66H216V64H214L215 62H212L213 61V59H215L216 60V62H217V58H218V56H217V58L215 57L214 58V53H213V55H211L212 56V58H211V56H210V60L209 59H205V57H204V54L202 55L203 57H202V59L204 60H202L201 61V55H199ZM215 53V54H216ZM244 53H247V51L246 52H244ZM101 54V53H100ZM180 54V56H182L181 57V59H183V60H181V59H179V61L181 60V62H183L185 65H186V67H185V65L183 64V66L182 65H180L179 64V61H176L175 59H178V55ZM193 54H196V53H193ZM223 54V53H222ZM221 54V55H222ZM261 54V53H260ZM62 55V56H63ZM149 55V56H148ZM170 55H171V58H170ZM221 55H219V58L221 59L222 58V56ZM225 55H227V57L228 58H226V56ZM229 55V56H228ZM97 56V57H96ZM102 56V55H101ZM145 56V57H144ZM148 56V57H147ZM179 56V57H180ZM231 56V57H230ZM261 56V58L260 59H262L263 57H264V53H263V56L262 55H260ZM72 57V58H71ZM197 57V58H196ZM41 58V57H40ZM43 58V57H42ZM63 58V57H62ZM172 58H173V60H172ZM185 58H186V60L187 61H185ZM218 58V59H219ZM230 58V59H229ZM238 58V59H237ZM240 58H242V60L240 61ZM247 58H249V59H247ZM43 59H45V56H44V58ZM110 59V58H109ZM140 59V58H139ZM65 60V59H64ZM170 60H172V61H170ZM206 60H208V62L211 64H207V61ZM214 60V61H215ZM232 60V61H233ZM239 60V61H238ZM248 60H251V61H248ZM175 61L176 62H178V63H176L175 64ZM238 61V62H237ZM247 61V62H246ZM85 62L87 63V62H90V65H91V67H90V65H89V63H87L88 64V66L90 67L89 68V70H91V71H89L88 69L86 70L85 69V71L84 72H82V69L84 70V67H83V65H85ZM172 62H173V65L175 64V66H173V65H171L172 64ZM202 62H204L203 64H202ZM206 62V63H205ZM224 62V63H223ZM230 62V61H229ZM246 62V63H245ZM248 62H251V64L249 65L248 64ZM258 62V61H257ZM44 63V62H43ZM46 63V62H45ZM67 63H65L66 65H67ZM112 63V62H111ZM186 63H188V65L186 64ZM218 63V62H217ZM232 63V62H231ZM234 63V62H233ZM242 63V64H243ZM262 63H264V60H263V62H262V60H261V62L260 63H258V64H260L261 66H262V68L264 67L263 66V64ZM178 64L181 66V68L180 69H178ZM204 64H207L206 66H208V65H210V66H208L207 68H206V66L204 65ZM239 64V65H238ZM242 64H241V66H242ZM249 65V67H248V65ZM44 65V64H43ZM46 65V64H45ZM48 65V64H47ZM61 65V64H60ZM63 65V64H62ZM61 65V66H62ZM111 65V64H110ZM177 65V66H176ZM203 65V66H202ZM50 66L51 65H49L48 67H49V69H50ZM55 66V65H54ZM93 66V67H92ZM191 66L192 65H190V71L192 70V69H194V67H192L191 68ZM205 66V69L203 68V70H202V67H204ZM234 66V65H233ZM42 67V66H41ZM47 67V66H46ZM45 66H44V68H46ZM53 67V66H52ZM60 67V66H59ZM171 67H173L172 68V70H171ZM177 67V68H176ZM185 67V70H186V72H185V70H183V68ZM197 67V66H196ZM215 67H216V69H215ZM243 67H241L243 70H244V68ZM248 67V68H247ZM257 67H259V65H257ZM257 67H254V68H257ZM57 67H55V70H57L56 69ZM65 68V67H64ZM67 68V67H66ZM103 68H104V66H103ZM236 70H235V69ZM233 68V70H235V72H232V74H233V76L230 74L231 72H227L228 73V75H230V76H228L227 74H226V69L223 71V74L225 75V77H221V78H226V80H227V78L228 79H230L231 78V81H233V80H235V78H236V82H234V83H232L230 80V82L232 83V84H230V85H233L232 87L234 88V86H235V84L238 82V80H241L242 79V77L241 76H239L238 77V74L237 73H242L243 72V70L240 68V66L238 67V68H240L241 69V71H240V69H239V71L240 72H237L238 70V68L237 67H234ZM40 69H42V68H40ZM47 69V68H46ZM59 69H61V68H59ZM178 69V71H179V73H178V71H177V74H176V70ZM183 70V74H181L180 73V70ZM251 69H253V68H251ZM261 69V68H260ZM52 70H54V69H52ZM175 71V72H173V74H176L177 75V77H178V75L180 74V75H182V76H180V78L181 77H183L184 78V80H182V84H176V83H181L180 81L181 80H177L176 78H173L174 80H172V77L174 76V77H176V75H173L172 74V71ZM213 70V72L212 73H214L215 71ZM232 69H230V71H233ZM254 70V69H253ZM50 71V70H49ZM189 71V72H190ZM219 71V73H218V71L217 72H215L216 74L218 73V76L220 77V73L222 72H220ZM256 71L258 72L259 70L257 69V70H255L254 72V74H256ZM59 72V71H58ZM182 72V71H181ZM192 72H193V70H192ZM225 72V73H224ZM44 73V72H43ZM120 73V74H119ZM184 73H186V74H184ZM205 73L204 74H201L202 76H209L210 74H211V72L209 73V75H205ZM246 73H248V71L246 72ZM264 73V72H263ZM53 74H55V73H53ZM191 74V76H193L194 74L193 73H190ZM222 74V73H221ZM222 74V75H223ZM239 74V75H240ZM243 74V73H242ZM249 74V73H248ZM258 74V73H257ZM45 75H46V73H45ZM119 75H121V76H119ZM221 75V76H222ZM223 75V76H224ZM244 75L245 76H247L245 73H244ZM260 75V74H259ZM56 76V77H55ZM187 76H189V75H187ZM195 76V75H194ZM210 76H213L212 74L210 75ZM218 76H215L214 75V77H218ZM243 76V75H242ZM22 77H24L23 79H22V83L23 84H20L21 83V81L19 82V78H22ZM45 77H48V76H45ZM201 77V76H200ZM207 77H206V79L204 80V83L206 84V83H209L210 84V88H212V87H215L214 85L215 84H218V85H216V86H220V84H219V82H223V81H220V80H222L221 78L219 79V80H215V82H213V79L211 80L212 82H205L206 80H207ZM240 77H241V79H240ZM59 78V77H58ZM183 78H181V79H183ZM195 78V77H194ZM201 78H205V77H201ZM201 78L199 79V80H201ZM215 78V79H216ZM233 78V79H232ZM244 79H242V80H245V77H243ZM250 78V77H249ZM259 78V77H258ZM260 78H261V76H260ZM25 79H26V81H25ZM46 79V78H45ZM175 79L177 80L176 81V83L174 82L175 81ZM186 79V80H185ZM210 79H211V77H210ZM248 79V78H247ZM246 79V80H247ZM257 79V78H256ZM48 80H50V79H48ZM47 79L45 80L46 82L45 83H43V85L44 84H46L47 83V81H48ZM53 80V81H52ZM104 80V79H103ZM192 80V79H191ZM195 80V79H194ZM198 80V81H199ZM242 80L240 81L241 83H242ZM28 81V82H27ZM58 81V82H57ZM60 81V82H59ZM179 81V82H178ZM186 81V82H185ZM196 81V80H195ZM228 81V80H227ZM228 81V82H229ZM263 81H264V79H263ZM262 81V82H263ZM24 82H25V84H24ZM227 82V84H226V81H225V88H223V90L224 89H226V90H224V91H222L221 90V88L223 87H221V88H219V87H216L217 89H219V90H221L220 91V94H219V92H211V91H208V92H206V93H204L203 91L207 88H209L208 86H209V84L208 85H206V87L203 85H201L202 87L201 88H199L198 89V91H200V89H201V91H202V93L201 94H203V96L205 95V96H207V94H209L208 95V97H207V99L205 98V97H203V98H205V99H203L202 98V95H201V98L203 99V104L204 105H206V102H204V100L205 101H207V100H209V96H211V98H210V100L212 101L213 99H214V101L215 100H217V99H215L216 98V96H217V98L220 96V97H222V95L224 94V93H226V92H229V91H227V89L229 88V87H231L230 85H229V83ZM243 82H245V81H243ZM257 82H258V80H257ZM256 82V83H257ZM262 82H261V84H262ZM29 83V84H28ZM52 83H50L49 81H48V83L46 84V87H48L47 85L48 84H51V87L53 86L54 88L56 87V86H54ZM175 85H174V84ZM187 84V85H189V87H187L186 85H184V84ZM201 83H203V80H201ZM203 83V84H204ZM212 83V84H211ZM223 83H221V84H223ZM245 83H247V82H245ZM258 83H260V81L258 82ZM26 84H28V85H26ZM223 84V85H224ZM239 84V83H238ZM244 84V83H243ZM242 84V85H243ZM263 84H264V82H263ZM20 85H24L22 88H20L21 86ZM78 85V86H77ZM179 86L178 87V89H176V88H174V86ZM182 85V88H184L183 86H185V88L183 89V90H181L180 88V86ZM192 85V84H191ZM213 85V86H212ZM227 85H229V87L227 86ZM242 85H239V86H241V88H240V90H242ZM246 85V84H245ZM20 86V87H19ZM75 86V87H74ZM212 86V87H211ZM237 86V85H236ZM239 86H237V87H239ZM247 86V85H246ZM253 86H254V84H253ZM256 86H258L257 84H256ZM262 86H264V85H262ZM261 86V87H262ZM50 87V86H49ZM48 87V88H49ZM52 87V88H53ZM76 89H78L79 91V93L76 91V90H74V88ZM204 87H205V89H204ZM226 87H228V88H226ZM232 87H231V90H232ZM243 87H245V86H243ZM260 87V88H261ZM57 88V87H56ZM69 88H73V90H71V89H69ZM109 88H113L114 89V91H112L114 94H113V96L112 97H114L115 99L113 100V102H112V100H110V97H108L107 96V93H108V90H109ZM191 88H192V86H191ZM190 88V89H191ZM251 88H252V86H251ZM260 88H258L257 90H259ZM58 89L56 90L58 93H59V91H58ZM180 89V90H179ZM237 89V88H236ZM246 88H244V91H246L245 90ZM262 89H264V88H262ZM48 91L47 93L49 94H46L45 93V91ZM67 90H69V91H67ZM213 90V89H212ZM214 90H216V89H214ZM228 90H230V88L228 89ZM230 90V91H231ZM249 90V89H248ZM251 90V89H250ZM65 91V92H64ZM75 91L77 92V93H75ZM178 91H180V93H181V97L179 96V92ZM206 91V90H205ZM232 91H236L235 89H233ZM244 91H242V92H244ZM255 91V90H254ZM263 91V90H262ZM261 91V92H262ZM56 92V93H57ZM182 92H184V93H182ZM189 92H190V90H189ZM210 92H211V94H210ZM221 92H222V94H221ZM224 92V93H223ZM240 93L239 94V91H238V94L240 95H238V96H236L237 97V99L236 100H239V101H237V102H235V103H241L242 105L244 104V108L245 109H247L246 108V106L247 105H245V101L244 102H241L240 100H242L243 98H244V95H243V93ZM249 92V91H248ZM258 92V91H257ZM57 93V94H58ZM59 93V94H60ZM212 93H214V94H216V93H218V95L216 94V95H214V94H212ZM233 93V92H232ZM235 93V92H234ZM252 93V92H251ZM255 93V92H254ZM264 93V92H263ZM188 94V93H187ZM200 93H198V95H199ZM236 94V93H235ZM45 95H48V96H46L45 97ZM54 95H55V93H52L51 94V98L53 97L54 98ZM192 96H190V94H189V97L188 98H186V99H189L190 97H191V99L192 98H194L195 97V95L196 94H191ZM198 95H196V96H198ZM225 95V94H224ZM249 95V94H248ZM56 96V95H55ZM233 96V95H232ZM257 96V94H255L254 96H253V98L256 100V103H257V101L258 102H260V100H261V98H260V100H259V98H255ZM218 98L219 100L218 101H215V106L213 107V104H211V102H210V100L208 101V103L210 104V105H212L211 106V111L212 112H210L211 114L209 115V112H208V115H206L207 117H205L204 118V120H206V118H208V121L210 122V120L212 119V120H214V122L216 123L219 119H222V118H219V117H227L226 119H228V117H229V114L231 113V112H229L228 113V111H231L233 108L231 107V109H229L228 108V106H226V108H228V111H227V113H226V108H220L219 109V107L220 106H222V107H224V105H226V103L228 102V101H230L229 100V98L228 97H226L225 98V96L221 99V98ZM240 97V98H239ZM243 97V98H242ZM249 98H250V96H248ZM247 96H246V98H248ZM260 97V96H259ZM53 98H52V100H53ZM56 98V97H55ZM230 98H231V96H230ZM252 98V97H251ZM111 99H113V98H111ZM182 99V100H181ZM185 101H184V100ZM194 99H196V98H194ZM197 99H199V97L197 98ZM232 99H233V97H232ZM44 100V101H45ZM51 100V99H50ZM55 100V99H54ZM54 100H53V102H54ZM55 100V101H56ZM71 100V101H72ZM248 100H250V99H248ZM252 100V99H251ZM262 100H263V98H262ZM232 101V100H231ZM39 102H41V104L39 103ZM47 102V101H46ZM52 102V101H51ZM52 102V104H54ZM182 102H186L184 105H186L185 106V108H183L184 106H182L183 104H182ZM233 102V105H235L234 104V100L232 101ZM232 102H230V104L232 103ZM247 102V101H246ZM253 102V101H252ZM43 103V104H42ZM69 105H70V103L69 102H67ZM66 103V104H67ZM254 103H255V101H254ZM254 104V105H256V106H258V103L257 104ZM68 104H67V106H68ZM253 104V103H252ZM42 105V106H41ZM46 105V104H45ZM201 105V106H200ZM204 105L202 106V104L200 103L199 104V108L200 109H203V110H207L208 108H206L207 106H205L204 107ZM209 105V106H210ZM229 105V104H228ZM232 105V104H231ZM242 105L240 106L241 108H243L242 107ZM262 105V104H261ZM50 106V105H49ZM77 106V105H76ZM90 106H95V108L98 110V112L94 115V117L93 116H90L88 113L90 112ZM193 107H191L192 109L194 108V110H193V112H195V109L198 107H195L194 105H192ZM208 106V107H209ZM237 106H239V105H236V107ZM248 106H250L249 104H248ZM202 107V108H201ZM235 107V108H236ZM239 107V108H240ZM251 107V106H250ZM250 107H248V108H250ZM260 107V108H259ZM71 108V107H70ZM183 110H182V109ZM199 108H197V109H199ZM234 108V111L236 110ZM257 108H259V109H261V106H260V104H259V106L258 107H256L255 109H256V111H255V109H254V111H251L252 109H250V111L249 110H243V115H246L247 116V118L246 119H249V120H247V121H244V119H242L241 120V118H240V120L241 121H244V122H242V123H248V121L250 122V121H252V120H254L253 119V116H254V114H256V116H254V118L256 117V119L257 118H261V121L259 120V119H255L256 121H257V123H258V125H259V121L261 122V124H263V126H264V123L262 122V121H264V114H262V111L261 110H263L264 109V106L262 105V109L261 110H259V109H257ZM50 110L51 112H49V111H47V110ZM188 109V108H187ZM196 109V110H197ZM198 110V113L201 111V110ZM60 110V109H59ZM65 110V109H64ZM202 110V111H203ZM210 110V109H209ZM218 110V111H217ZM219 110H220V113H219ZM237 110H239L240 112H241V110L240 109H237ZM236 110V111H237ZM215 111V112H214ZM235 111V113L237 114V112H239V111H237L236 112ZM259 111H261V115L263 116V117H260V112ZM183 112L185 113V112H187L186 114H184L183 115ZM214 112V113H213ZM253 112H255V113H253ZM263 112H264V110H263ZM52 113V114H51ZM196 113V112H195ZM194 113V114H195ZM206 113V112H205ZM215 113H217V114H215ZM232 113H234L233 112V110H232ZM231 113V114H232ZM234 113V114H235ZM221 116H220V115ZM234 114H232L233 115V117H232V115H231V117H229V119L228 120H230V122L229 123H231V122H233L234 121V117H236V116H234ZM53 115V116H54ZM224 115V116H223ZM239 115V114H238ZM257 115H259V116H257ZM184 116V117H183ZM189 116H191V115H189ZM201 116H203V115H201ZM200 116V117H201ZM211 118H210V117ZM60 117V116H59ZM93 117V118H92ZM169 117H171V119H173L175 122L177 121V123L179 124V125H177L176 127L174 126V124H170V123H166V122H163V121H169L170 120V118ZM191 117H193V119H191L190 120V117L188 118V116L186 117V119H188L187 121L188 122H190V123H192L193 125H194V123L200 118H194L195 116L193 115V116H191ZM90 118H92V120H94L93 122H92V120L90 119ZM203 118V117H202ZM210 118V119H209ZM214 118V119H213ZM233 119V120H231V119ZM237 118V117H236ZM262 118H263V120H262ZM155 119H153V120H155ZM165 119V120H164ZM186 119H185V121H186ZM197 119V120H196ZM152 120V121H153ZM222 120H224V119H222ZM228 120L226 121V120H224V121H226L227 122V124L225 123V126H228V125H232V124H228ZM235 120H237V122L239 123V118L238 119H235ZM259 120V121H258ZM82 121V122H81ZM170 121H172V120H170ZM173 121V122H174ZM224 121H220V123L221 122H224ZM61 122H62V120H61ZM72 122V123H73ZM80 122V123H79ZM84 122V123H83ZM204 122V124H205V126H208L209 124L211 125V122L209 123V124H207L206 125V122L205 121H203ZM252 122H254V121H252ZM93 123V124H94ZM155 123V122H154ZM219 123V124H220ZM256 123V124H257ZM74 124V123H73ZM89 124V123H88ZM168 124V125H167ZM188 124V123H187ZM203 123L201 124V125H204ZM218 124V125H219ZM235 124V123H234ZM233 124V125H234ZM237 124V123H236ZM243 124V125H244ZM249 125H250V123H248ZM253 124H255V122L254 123H251V125H253ZM29 125V124H28ZM37 125V126H38ZM48 125H46L47 127H49ZM62 125H63V123H62ZM72 125V124H71ZM199 125V124H198ZM210 125H209V127H208V129L210 128ZM221 125L223 126V124L221 123ZM30 126V125H29ZM99 126V127H100ZM195 126V125H194ZM237 126H239V124L237 125ZM237 126L235 127V125H234V127H232L233 128V130L234 131H232V132H236L235 130H236V128H237ZM240 126H241V124H240ZM255 127L254 128H256V126L257 125H254ZM260 126V125H259ZM262 125H261V127L260 128H262L263 127ZM27 127V126H26ZM46 127V128H47ZM70 127V126H69ZM68 127V128H69ZM96 127V126H95ZM98 127V126H97ZM96 127V128H97ZM202 127V126H201ZM211 127H214V123H212V125H211ZM241 127H243V126H241ZM40 128V127H39ZM41 128V129H42ZM66 128V127H65ZM92 128H93V126H92ZM96 128H94V129H96ZM156 128V127H155ZM158 128V127H157ZM200 128V126H197V130ZM238 128H240V127H238ZM248 128H249V126H248ZM16 129V128H15ZM37 129H38V127H37ZM70 129V128H69ZM132 129V128H131ZM216 129V128H215ZM241 129V128H240ZM244 129V128H243ZM250 129V131L252 132V127H250L249 128ZM14 130V129H13ZM27 130H29V129H27ZM47 129H45V131H46ZM90 130V129H89ZM101 130H103V128L101 127ZM100 130V128H98V133H99V135H100V132L99 131H101ZM151 130V129H150ZM160 130V129H159ZM158 130V131H159ZM212 129H210V130H206V132L207 131H210V132H212L211 131ZM239 130V129H238ZM255 130H258V127H257V129H255ZM7 131H8V129H7ZM10 131V130H9ZM20 131V130H19ZM40 130H37V134H39L38 132H39ZM42 131H44V130H42ZM88 131V130H87ZM93 131H95V130H93ZM153 131V130H152ZM158 131L156 130V133H158ZM195 131V134H194V136L196 135V128L193 130V132ZM205 130L203 129H200V130H198V132H199V135H197V136H199L198 138H202L201 136H202V134H204L205 135V133L206 132H204ZM217 131V130H216ZM215 131V132H216ZM246 131V130H245ZM247 131H249L248 129H247ZM246 131V132H247ZM11 132H12V129H11ZM10 132V133H11ZM14 132V131H13ZM12 132V133H13ZM102 132V131H101ZM132 132V131H131ZM198 132H197V134H198ZM204 132V133H203ZM210 132H208V133H206L207 134V136H208V134L210 133ZM213 132H214V129H213ZM212 132V133H213ZM241 132V131H240ZM242 132H243V130H242ZM241 132V133H242ZM11 133V134H12ZM15 133V132H14ZM40 133H41V131H40ZM47 133H48V130H47ZM46 133V134H47ZM61 129H60V142H62L63 144H64V140L62 139V137H61ZM133 133V132H132ZM155 133V132H154ZM217 134H218V131L216 132ZM226 133H227V131H226ZM244 133V132H243ZM240 134L239 133V131H237L235 134L234 133H232V135L234 134V135H236V134H240V135H242V137L244 138V140H245V138H247V137H249V136H243V135H245V133L244 134ZM10 134V135H11ZM16 134H17V132H16ZM34 134V133H33ZM46 134H41V135H45V137H43V138H41V139H46L48 136L46 135ZM96 134V133H95ZM134 134V133H133ZM136 134L137 133H135V136H136ZM200 134H201V136H200ZM216 134V135H217ZM17 135H19V134H17ZM41 135H39V137L41 136ZM71 135V138L72 137H74L75 138V140H77V138H76V134L75 133H72V134H70ZM203 135V137H206V135L204 136ZM210 135H212V134H210ZM209 135V136H210ZM213 135L215 136V133H213ZM212 135V136H213ZM231 135V136H232ZM233 135V136H234ZM248 135V134H247ZM12 136V135H11ZM47 136V137H46ZM133 136V135H132ZM155 136V137H156ZM161 136V137H160ZM212 136H210L211 137V139H212ZM213 136V138H215ZM223 136V135H222ZM15 137V136H14ZM37 137V136H36ZM88 137V136H87ZM98 137V136H97ZM152 137V136H151ZM220 138V140H223L222 139V137H221V134H218V136H216V140H217V138ZM224 137V136H223ZM227 137V139H228V134H226V136H225V138ZM93 138V137H92ZM218 138V139H219ZM37 139V138H36ZM39 139V138H38ZM194 139H196V136L194 137ZM193 139V140H194ZM204 139V138H203ZM202 139V140H203ZM220 140H218V141H220ZM233 139H231V141H232ZM243 140V141H244ZM39 141V143H41V141H43V140H37V142ZM156 141V140H155ZM155 141H154V144H155ZM163 141V140H162ZM170 141V140H169ZM194 141H196V140H194ZM193 141V143L195 144V142ZM211 141V140H210ZM218 141H212V142H214V143H217V144H214L215 146L216 145H219V143H218ZM223 141H226V139L225 140H223ZM231 141H230V143H231ZM234 141V140H233ZM237 142H238V140H236ZM236 141H234V145L236 146L237 144H236ZM243 141H242V143H243ZM36 142V141H35ZM105 142H107V141H105ZM198 142V141H197ZM205 140H204V143L202 144V145H204L205 146ZM211 142V143H212ZM220 142H222V141H220ZM246 142V141H245ZM39 143H38V145H37V148H38V146H39ZM67 143V142H66ZM157 143H158V141H157ZM162 143V142H161ZM210 142H209V145L208 146H211L210 144H211ZM223 143V142H222ZM241 143V142H240ZM238 144L237 146L239 147H243V146H241V144ZM69 144V143H68ZM108 145L107 146H109L110 147V149H112L111 150V152L112 153H110V155H111V158L112 159H114V163L116 162L117 164H119V166H120V168L121 169H123L124 167H125V165H126V162H127V160L130 158V156L132 155V156H134L135 154H136V152H138L137 150H135L134 151V155L132 154L133 153V150L131 151V153L129 154V156L123 161V162H120V163H118L117 161H116V158H117V155L120 153V151H121V147H116V148H113V146L111 147L110 145H109V143H107ZM198 144V143H197ZM224 144V143H223ZM244 144H246V143H244ZM42 145H44V143L42 144ZM82 145H84V144H82ZM161 144L159 143V146H158V144H157V146L159 147V149L161 148V147H164V145L163 146H160ZM201 144H199V146H200ZM213 145V144H212ZM221 145V144H220ZM225 145V144H224ZM64 146V145H63ZM71 146V145H70ZM115 146V145H114ZM197 146V145H196ZM222 146V145H221ZM230 146V145H229ZM232 146V145H231ZM237 146H236V148H237ZM44 147V146H43ZM42 147V148H43ZM148 147V146H147ZM201 147V146H200ZM227 146H225V147H223V149H220V150H224V148H226ZM39 148H41V147H39ZM37 149V150H40V149ZM155 149H156V147H154ZM199 148V147H198ZM211 147H209L208 149H210ZM236 148H234V150L236 149ZM241 148H240V150H241ZM54 149H55V147H54ZM62 149V148H61ZM147 149V148H146ZM162 149V148H161ZM200 149V148H199ZM205 149H207V146L205 147ZM207 149V150H208ZM212 149H213V146H212ZM216 149V148H215ZM233 149V148H232ZM27 150V149H26ZM34 150V149H33ZM59 150V149H58ZM102 150V149H101ZM104 150V149H103ZM152 150V149H151ZM150 150V151H151ZM158 149H156V151H157ZM214 150V149H213ZM219 150V151H220ZM227 150V149H226ZM233 150V151H234ZM47 151V150H46ZM52 151V150H51ZM61 151V150H60ZM69 151V150H68ZM67 150H66V152H68ZM199 151V150H198ZM209 151V150H208ZM218 151V152H219ZM225 151V150H224ZM236 151H238V150H236ZM55 152V151H54ZM62 152H63V150H62ZM145 152V151H144ZM152 152V151H151ZM178 152V151H177ZM200 152V151H199ZM201 152H202V150H201ZM200 152V153H201ZM221 152V151H220ZM219 152V153H220ZM223 152V151H222ZM221 152V153H222ZM228 152V151H227ZM39 152L37 151V154H38ZM60 153V152H59ZM69 153H70V151H69ZM194 153H195V156L198 154V152L196 153V151H194ZM202 153H205V155L207 154L206 153V151H204V152H202ZM224 153V152H223ZM236 153H241V154H239V155H242V152L240 151V152H236ZM47 154H49V153H47ZM46 154V155H47ZM52 154V153H51ZM63 154V153H62ZM137 154H139L140 155V152H138ZM141 154H143L142 153V151H141ZM154 154H156V153H154ZM217 154V153H216ZM225 154H226V152H225ZM40 155V154H39ZM58 155V154H57ZM66 155V154H65ZM67 155H69V154H67ZM66 155V156H67ZM173 155V154H172ZM208 155V154H207ZM220 155H222V154H220ZM227 155V154H226ZM59 156V155H58ZM61 156V155H60ZM174 156V155H173ZM194 155H193V158L195 157ZM216 156V155H215ZM38 157H40V156H38ZM135 157V156H134ZM220 157V156H219ZM239 157V156H238ZM47 158H49L48 156H47ZM55 158V157H54ZM65 158V157H64ZM162 158V157H161ZM240 158V157H239ZM242 158H244V156L242 155V157H241V159ZM38 159V158H37ZM57 159H59L58 157H57ZM135 159H136V157H135ZM240 159V160H241ZM40 160V159H39ZM51 160V159H50ZM49 159H48V161L47 162H51ZM132 160V159H131ZM137 160V159H136ZM156 160V159H155ZM40 161H42V160H40ZM46 161V160H45ZM60 161V160H59ZM62 161H63V159H62ZM98 161V160H97ZM239 161V160H238ZM237 160H236V166H235V168H237L239 165H241L240 163H239V165L237 166V162H238ZM39 162V161H38ZM44 162V161H43ZM55 161L53 160V163H54ZM58 162V161H57ZM141 162V161H140ZM241 162V161H240ZM42 163V162H41ZM151 163V162H150ZM149 163V164H150ZM51 164H52V162H51ZM55 164V163H54ZM112 164V163H111ZM116 164V165H117ZM142 164V163H141ZM39 165H41V164H39ZM43 166L45 165L44 163L42 164ZM47 165H49V163L47 164ZM61 165V164H60ZM113 165V164H112ZM262 165V164H261ZM197 166V165H196ZM263 167H260L261 168V173H258V175H255V177L257 178H255L257 181H259V180H261L262 178H264V173H263V171H264V164L262 165ZM1 167V166H0ZM42 167V166H41ZM144 167V166H143ZM201 167V166H200ZM51 168V167H50ZM57 168V167H56ZM235 168H233V169H235ZM242 168H244V167H242ZM255 168V167H254ZM256 168H257V166H256ZM258 168H259V166H258ZM260 168H259V172H260ZM39 169V168H38ZM45 169H47L45 166H44V171H43V173H45L46 172V170ZM238 169H239V171L237 170V174H240V166L238 167ZM245 169V168H244ZM249 169V171H248V173L249 174H251V176H252V174L254 173V170L253 169H251V168H248ZM248 169H245V170H248ZM251 169V170H250ZM50 170V169H49ZM48 170V172H50V171H52V170H50L49 171ZM142 170V169H141ZM242 170V169H241ZM245 170H243L244 172L242 173L243 174V177L245 176V177H247V175H248V173H246V175L244 174L246 171ZM42 172V168L39 170V172H38V176H37V178H35V180H33V181H25L24 180V182H22L21 183V185H20V191H31V192H33V193H37V192H39L42 188H44V187H48V186H46V184L43 186V183H44V181L45 180H47V179H45V180H43L42 179V176H45L46 177V175H44V174H40L41 172ZM54 171V170H53ZM56 171V170H55ZM48 172H46V174H48ZM58 172H60V170L58 171ZM252 172V173H251ZM88 173H90V171L88 172ZM124 173V172H123ZM84 174V173H83ZM125 174V173H124ZM255 174V173H254ZM37 175V174H36ZM52 175H54V173L52 174ZM51 174H50V176H52ZM241 175V174H240ZM218 176V175H217ZM239 176V175H238ZM250 176V177H251ZM44 177V178H45ZM55 177V176H54ZM252 177H254V176H252ZM47 178H49V175H48V177ZM86 178H87V176H86ZM89 178V177H88ZM145 178V177H144ZM215 178H217L216 177V175H215ZM53 179V177H51V180ZM49 180V179H48ZM47 180V182H49V181H51V180H49L48 181ZM59 180V179H58ZM90 180V179H89ZM54 181V180H53ZM125 181H126V179H125ZM181 181H182V179H181ZM46 182V183H47ZM55 182V181H54ZM123 182H124V177L122 176L121 177V180H120V187L117 189V187L116 188H112V190H110V191H104L103 192V195L105 194V195H107L108 196V201H107V203H105V204H103V205H101V204H92L93 206H94V208L95 209H97V214H98V217H105V218H107V219H111L112 221H115L116 222V224H117V226L121 229L122 227H123V221H124V204H123V202L121 201V197L122 196H124L123 197V199L125 198V187H124V184H123ZM91 183V182H90ZM181 183V182H180ZM52 184V183H51ZM51 184H49V185H51ZM61 184V183H60ZM60 184H59V186H60ZM84 184V183H83ZM225 184V183H224ZM223 184V185H224ZM47 185H48V183H47ZM54 185V184H53ZM52 185V186H53ZM56 185V184H55ZM88 185H91V184H89L88 183ZM226 185V184H225ZM43 186V187H42ZM157 186V185H156ZM63 187V186H62ZM75 187H77V186H75ZM225 188V186H222L221 185V187L219 186V187H216L215 189L217 190L218 188V190H220V192L222 193H220L221 195L220 196H222L223 195V190H222V188ZM49 188H51V186L49 187ZM89 188V187H88ZM92 188V187H91ZM90 188V189H91ZM107 188V187H106ZM221 188V189H220ZM55 189V188H54ZM43 190H46V189H43ZM43 190H42V192H43ZM48 190H50V189H48ZM48 190H46V191H48ZM59 190H61V189H59ZM64 190V189H63ZM216 190H214L215 191V193H214V196H216L215 194H219V193H217L218 192V190L216 191ZM63 192V191H62ZM61 192V193H62ZM225 192V191H224ZM64 193V192H63ZM100 194L102 193L101 191L99 192ZM234 193V192H233ZM236 193H238V192H236ZM45 194V193H44ZM95 194H96V192L94 193L93 191H92V193H90V192H87V195L89 196V200H91L92 198H93V195L95 196ZM178 194V193H177ZM242 194V193H241ZM243 194H245V193H243ZM246 194H248L247 192H246ZM59 195V194H58ZM114 195V197L113 198H111V196H113ZM174 195H175V193L174 192H172L170 195H169V197H171V198H175L174 197ZM235 195H237V194H235ZM177 196V195H176ZM233 196V195H232ZM239 196V195H238ZM247 196V195H246ZM246 196H244V197H246ZM64 197L66 198L67 196L66 195H64ZM96 197H97V195H96ZM109 197L111 198V199H109ZM219 197V196H218ZM234 197V196H233ZM236 197V196H235ZM55 198V197H54ZM115 198V199H114ZM215 198H217V196L215 197ZM238 198H240V197H238ZM243 198V197H242ZM113 199H114V201H113ZM122 199V200H123ZM170 199V198H169ZM219 199V198H218ZM1 200V199H0ZM61 200V199H60ZM89 200H88V202H89ZM125 200V199H124ZM235 200H236V198H235ZM241 200V199H240ZM240 200H238V201H240ZM244 200V199H243ZM67 204H68V206L69 205H71L72 206V209H73V213H78L79 211L78 210H83L84 208H88L89 207V205L90 204H88V203H84V204H82V205H78V204H76L73 200H70L68 197H67ZM170 201H171V199H170ZM242 201V200H241ZM240 201V202H241ZM2 203V205L3 204H6L7 206H9V205H11V203H10V200L9 199H6V198H4V199H2V201H1ZM94 202V201H93ZM171 202H173V200L171 201ZM62 203V202H61ZM60 203V204H61ZM59 204V205H60ZM65 205V203L63 204V206ZM172 205H173V203H172ZM171 205V206H172ZM175 205V204H174ZM1 206V205H0ZM62 206V207H63ZM176 206V205H175ZM59 207V206H58ZM37 208V207H36ZM64 208V207H63ZM72 209H69V211H72ZM56 210V209H55ZM61 210V209H60ZM120 210V211H119ZM36 211H38V210H36ZM50 211V210H49ZM62 211V210H61ZM167 211V210H166ZM169 211L171 212V213H173V214H175L176 215V212H178L179 213V209L176 211V208L175 209H172V208H170L169 209ZM60 212V211H59ZM57 213V212H56ZM63 213V211L61 212V214ZM70 213V212H69ZM177 213V216H179V214ZM221 213V212H220ZM54 214V213H53ZM72 213H70V215H71ZM225 214V213H224ZM37 215L38 214H36V212H35V210L34 211H31V212H28L26 215H25V217L24 218H22V219H18V218H16V219H14V221H13V225L7 230V232H4L3 233V240H2V244L0 245V252L3 254V253H7V252H9V251H13V244L16 242V241H19V240H22L23 242H24V244H25V247H29V246H32L34 243H36V242H40L41 241V238H42V236L44 235V231H46V230H44L45 229V223L46 224H48V227H51V226H55V222H56V225L57 224H61L62 223V221L65 219H61L60 217V219H57V220H55V221H53L52 220V218H49V219H51L52 221H50L49 219L47 220V219H45L44 221H41L40 219H42V218H40L39 216V218L37 217ZM46 214H44V216H45ZM59 215V214H58ZM63 215V214H62ZM175 215H173L172 217H169V218H166V231H167V233H166V240H168V241H171L172 242V239H171V234L168 232V231H170V229L169 228H171V230L172 231H174L173 229H175V231H176V228H177V225L179 224L178 222H179V219H178V217L177 216H175ZM221 215V214H220ZM50 216V215H49ZM65 216H66V214H65ZM217 216V215H216ZM221 216H223V214L221 215ZM56 217V216H55ZM69 217H71V216H69ZM68 217V218H69ZM215 217V216H214ZM224 217V216H223ZM45 218H47V216L45 217ZM57 218V217H56ZM215 218H217V217H215ZM44 219V218H43ZM42 219V220H43ZM164 219H165V217H164ZM178 219V220H177ZM214 219V218H213ZM228 220V219H227ZM42 222L41 224V226L40 227H37V225L38 224H40V222ZM67 220H65V222H66ZM65 222H64V224H65ZM225 220L223 221V218L221 219L220 218V216L216 219V220H214V221H212L210 224H211V226L212 227H214L215 228V230L216 229H218V230H220L222 227V225L224 226L225 225ZM49 224L51 225V226H49ZM63 224V225H64ZM44 225V226H43ZM43 226V227H42ZM47 227V228H48ZM54 228V227H53ZM179 228V227H178ZM50 229V228H49ZM169 229V230H168ZM178 231V233L176 234L177 235V239L179 240V241H181V242H186L187 241V237H185L186 238V241H185V238L183 237V235H181L180 233H182V232H180L179 230L180 229H177ZM222 230V229H221ZM172 231H170V232H172ZM174 231V232H175ZM220 232V231H219ZM173 233V232H172ZM221 233V232H220ZM174 235V234H173ZM176 235H174V236H176ZM173 237V236H172ZM236 237V236H235ZM235 237H233V238H235ZM240 237V236H239ZM230 238H232V237H230ZM237 238V237H236ZM174 239H175V237H174ZM173 239V240H174ZM226 240H227V238H226ZM232 240V239H231ZM238 240H239V238H238ZM237 240V241H238ZM175 241V240H174ZM233 241V240H232ZM56 242H57V240H56ZM176 242H178V241H176ZM189 242V241H188ZM59 238H58V245H59ZM235 243V242H234ZM190 244V243H189ZM175 247V246H174ZM58 248H59V258L61 257V256H63V255H61L60 254V246H58ZM259 250V249H258ZM56 254V253H55ZM58 254V253H57ZM54 256V255H53ZM58 257H57V259H58ZM64 257V256H63ZM64 259V261H65V263L66 264H72L71 263V261L69 260V259H67L66 257H64L63 258ZM62 259V260H63ZM55 260V259H54ZM53 259H52V261H54ZM60 260H61V258H60ZM60 260H59V262H60ZM57 262V261H56ZM58 262V263H59ZM61 263L63 264V262L61 261ZM0 264H8L7 262H5V261H2L1 259H0ZM60 264V263H59ZM111 264H123V252H122V250L120 251V253L117 255V257L115 258V260L111 263Z\"/></svg>","mask_w":264,"mask_h":264},{"label":"crops","instance_id":"3","mask_svg":"<svg viewBox=\"0 0 264 264\" xmlns=\"http://www.w3.org/2000/svg\"><path fill=\"white\" fill-rule=\"evenodd\" d=\"M193 130L191 124H180L177 137L167 138L154 158L145 162L128 159L123 169L114 163L112 149L104 144L105 139L117 138L120 146L125 141L121 128L104 127L99 137L77 141L79 146L61 164L59 181L70 200L90 205L72 213L62 226L59 246L63 256L72 264H111L122 250L123 264H190V245L167 241L165 235L169 195L180 191V179H189ZM36 132L32 122L11 120L0 100V199L15 200L20 196L21 183L37 178L40 161ZM122 176L125 200L120 229L115 221L98 217L92 204L107 203L103 192L118 189ZM92 191L96 194L89 200L87 192Z\"/></svg>","mask_w":264,"mask_h":264}]
</instances>
